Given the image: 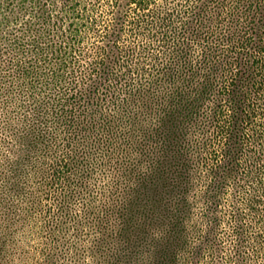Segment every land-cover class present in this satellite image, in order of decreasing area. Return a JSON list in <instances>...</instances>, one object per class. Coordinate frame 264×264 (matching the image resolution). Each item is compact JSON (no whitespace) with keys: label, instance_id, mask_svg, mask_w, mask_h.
Returning a JSON list of instances; mask_svg holds the SVG:
<instances>
[{"label":"trees","instance_id":"16d2710c","mask_svg":"<svg viewBox=\"0 0 264 264\" xmlns=\"http://www.w3.org/2000/svg\"><path fill=\"white\" fill-rule=\"evenodd\" d=\"M0 264H264V0H0Z\"/></svg>","mask_w":264,"mask_h":264}]
</instances>
